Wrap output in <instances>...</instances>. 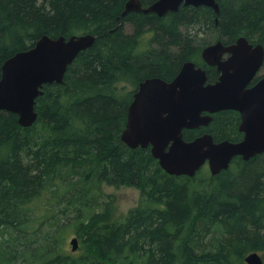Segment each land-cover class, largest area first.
<instances>
[{
  "label": "trees",
  "instance_id": "obj_1",
  "mask_svg": "<svg viewBox=\"0 0 264 264\" xmlns=\"http://www.w3.org/2000/svg\"><path fill=\"white\" fill-rule=\"evenodd\" d=\"M127 1L0 0V69L43 35L95 36L61 84L43 86L32 126L0 111V264H245L251 252L264 264V153L236 157L216 176L203 167L177 177L149 148L131 149L120 138L140 81H170L192 61L211 83L217 73L201 60L204 47L240 37L264 46V0H218L217 16L181 6L162 17L122 16ZM204 34L209 39L200 41ZM121 83L135 88L123 95ZM238 126L237 112L221 111L183 138L209 133L237 142ZM112 186L140 193L125 215L99 203ZM71 231L78 256L63 251Z\"/></svg>",
  "mask_w": 264,
  "mask_h": 264
},
{
  "label": "water",
  "instance_id": "obj_2",
  "mask_svg": "<svg viewBox=\"0 0 264 264\" xmlns=\"http://www.w3.org/2000/svg\"><path fill=\"white\" fill-rule=\"evenodd\" d=\"M217 1L156 0L144 8L140 0H128L122 16L137 12L162 17L181 6L208 7L217 16ZM94 41L91 34L43 35L30 48L14 53L0 69V111L16 115L23 128L32 126L37 120L35 101L43 94V86L61 84L68 66ZM201 58L216 68V82L208 83L206 71L186 61L170 81L158 77L140 81L127 108L121 141L131 149L149 147L170 176L193 177L205 164L210 175L216 176L236 157L247 161L264 153V76L252 84L264 62L263 46L244 37L231 45L217 41L202 49ZM224 110L240 115L238 130L243 138L239 142H215L208 133L184 140V130L206 127L211 115ZM69 243L72 252L78 249L76 237ZM244 262L263 264V258L251 252Z\"/></svg>",
  "mask_w": 264,
  "mask_h": 264
},
{
  "label": "rangeland",
  "instance_id": "obj_3",
  "mask_svg": "<svg viewBox=\"0 0 264 264\" xmlns=\"http://www.w3.org/2000/svg\"><path fill=\"white\" fill-rule=\"evenodd\" d=\"M125 31L126 32H130L131 29L129 27V25H125ZM200 41L201 39L204 41L205 39H209V36L204 34V35H199ZM198 39V38H197ZM144 45L143 43H141V46ZM263 69L262 71H260V74L263 73ZM118 87L122 89L123 91V95L131 90H134V85H130L129 83H121L118 84ZM207 168V166H205ZM139 196L140 193L139 191L134 188V187H128V186H121V187H104L103 191L101 193V197L99 198V200H101L99 203L104 204L105 202H110V206H111V213L114 216H122L125 215L131 208L135 207L136 204L138 203L139 200ZM46 198L49 197V195H45ZM60 199V198H58ZM63 207V206H60ZM105 207V204H104ZM75 237L74 232L71 231L69 236L67 237V241L63 247V251L72 254L73 256H78L79 254V248L72 252L71 251V246L69 244V240L71 238ZM260 255V254H259ZM262 256V255H260ZM263 258V256H262Z\"/></svg>",
  "mask_w": 264,
  "mask_h": 264
},
{
  "label": "flooded vegetation",
  "instance_id": "obj_4",
  "mask_svg": "<svg viewBox=\"0 0 264 264\" xmlns=\"http://www.w3.org/2000/svg\"><path fill=\"white\" fill-rule=\"evenodd\" d=\"M188 7H190V6H188ZM211 9V8H210ZM236 42V40L233 42V43H235ZM249 43H252V42H250V41H248ZM224 44V43H223ZM230 44H232V43H230ZM253 45H255V44H261V43H252ZM225 45H229V44H226L225 43ZM262 45V44H261ZM263 46V45H262ZM142 47L144 48L145 47V44L144 45H142ZM263 49H264V46H263ZM206 65V64H205ZM206 66H208V65H206ZM209 67V66H208ZM210 68H213V69H215V72L217 73V78H216V80L215 81H213V82H211V83H214V82H216L217 81V79H218V77H219V73L216 71V68H214V67H210ZM262 69L264 70V62H263V64L261 65V67L259 68V70H258V72H257V74H256V76L254 77V79H253V81H252V84H254V83H256L261 77H263L264 76V71H263V73L262 74H260V71H262ZM208 82V81H207ZM209 83V82H208ZM135 91V90H134ZM224 111H228V110H224ZM229 111H233V110H229ZM221 112V111H220ZM234 112H236V111H234ZM218 113V112H217ZM238 113V112H237ZM214 114H216V113H214ZM213 114V115H214ZM238 115H239V113H238ZM211 117H212V115H211ZM239 123H240V115H239ZM207 127V126H206ZM200 128H205V127H200ZM199 129V128H198ZM195 130V129H194ZM186 131V130H185ZM239 131V130H238ZM183 133V132H182ZM240 133V132H239ZM241 137L243 138V134L241 133ZM241 138V139H242ZM240 139V140H241ZM149 148V147H148ZM149 150H150V148H149ZM6 228L5 226H0V229H2V228Z\"/></svg>",
  "mask_w": 264,
  "mask_h": 264
},
{
  "label": "bare ground",
  "instance_id": "obj_5",
  "mask_svg": "<svg viewBox=\"0 0 264 264\" xmlns=\"http://www.w3.org/2000/svg\"><path fill=\"white\" fill-rule=\"evenodd\" d=\"M218 2V1H217ZM201 7V6H200ZM245 38V37H244ZM225 45V44H224ZM231 45V44H230ZM201 57V56H200ZM201 60H202V58H201ZM203 61V60H202ZM205 64V63H204ZM207 76V75H206ZM166 81V80H165ZM138 86V85H137ZM137 88V87H136ZM136 90V89H135ZM209 134V133H208ZM240 141V140H239ZM239 141H237V142H239ZM232 142V141H231ZM205 166H207L206 164L205 165H203L201 168H203V167H205ZM229 168V167H228ZM207 169H208V167H207ZM209 171V170H208ZM198 172V171H197ZM196 172V173H197ZM180 177V176H179ZM50 208V207H49ZM54 211V210H53ZM55 212V211H54ZM76 237V236H75ZM74 238V237H73ZM77 238V237H76ZM72 239V238H71ZM78 240V239H77ZM70 241V240H69ZM70 244V243H69ZM78 247H79V241H78ZM258 254V253H257ZM246 257V256H245ZM245 263V262H244ZM246 264V263H245Z\"/></svg>",
  "mask_w": 264,
  "mask_h": 264
}]
</instances>
